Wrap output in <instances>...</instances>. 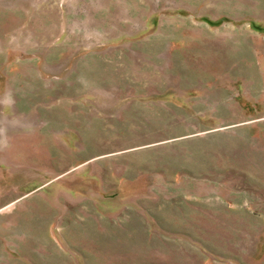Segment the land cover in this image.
<instances>
[{
  "label": "rangeland",
  "instance_id": "rangeland-1",
  "mask_svg": "<svg viewBox=\"0 0 264 264\" xmlns=\"http://www.w3.org/2000/svg\"><path fill=\"white\" fill-rule=\"evenodd\" d=\"M0 264H264V0H0Z\"/></svg>",
  "mask_w": 264,
  "mask_h": 264
},
{
  "label": "bare ground",
  "instance_id": "bare-ground-1",
  "mask_svg": "<svg viewBox=\"0 0 264 264\" xmlns=\"http://www.w3.org/2000/svg\"><path fill=\"white\" fill-rule=\"evenodd\" d=\"M107 26V25H106Z\"/></svg>",
  "mask_w": 264,
  "mask_h": 264
}]
</instances>
